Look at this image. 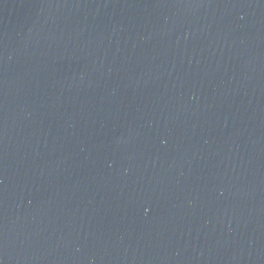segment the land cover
Instances as JSON below:
<instances>
[{"label": "water", "instance_id": "1", "mask_svg": "<svg viewBox=\"0 0 264 264\" xmlns=\"http://www.w3.org/2000/svg\"><path fill=\"white\" fill-rule=\"evenodd\" d=\"M0 264H264V0H0Z\"/></svg>", "mask_w": 264, "mask_h": 264}]
</instances>
